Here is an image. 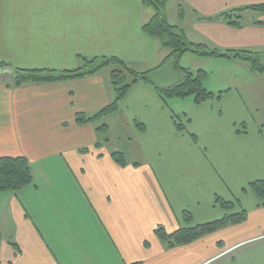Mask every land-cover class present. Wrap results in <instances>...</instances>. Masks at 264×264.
Returning a JSON list of instances; mask_svg holds the SVG:
<instances>
[{
    "label": "crops",
    "instance_id": "obj_1",
    "mask_svg": "<svg viewBox=\"0 0 264 264\" xmlns=\"http://www.w3.org/2000/svg\"><path fill=\"white\" fill-rule=\"evenodd\" d=\"M261 4L170 0L167 18L191 43L264 59V13L244 11L239 28L219 19ZM153 16L142 0H0V63L61 71L80 67L83 58L117 57L137 72L157 70L169 51L142 31ZM243 62L186 54L182 67L206 72L205 88L221 98L202 105L164 100L142 82L115 113L88 124L77 116L92 117L115 99L111 68L21 87L8 85L12 72H0V158L24 157L33 169L30 185L0 193V264H264V207L250 189L264 181V131L255 140L263 162L254 163L248 121L256 99L252 91L232 93L246 75L260 80L264 73ZM169 68L154 74L162 88L168 86L158 77ZM114 117L135 156L101 136ZM218 198L233 208L223 210ZM244 211L242 223L188 245L170 248L156 235L160 227L172 235Z\"/></svg>",
    "mask_w": 264,
    "mask_h": 264
},
{
    "label": "trees",
    "instance_id": "obj_2",
    "mask_svg": "<svg viewBox=\"0 0 264 264\" xmlns=\"http://www.w3.org/2000/svg\"><path fill=\"white\" fill-rule=\"evenodd\" d=\"M169 2L170 0H142L144 6L151 7L154 10V16L147 24L143 25L142 31L149 37L157 39L162 46L169 51V55L157 70L169 65L172 67L171 69L169 68V70L179 74V81L166 88H162L156 83L154 74L157 70L145 73L137 72L125 61L117 57L83 58V66L72 70L61 71L52 69H22L8 63H0V72H12V85H8L12 87H21L27 84L74 80L94 74L106 67H113L110 72V81L115 93L114 101L92 117L78 115L76 122L80 124L93 123L115 113L119 108L120 102L126 97L129 91L142 82L151 84L164 100L173 98H193L197 105H202L221 98V93L215 94L209 92L205 88L204 79L207 76L206 72H192L182 67L181 59L186 54L197 57L241 60L247 62L254 72L264 73V64L261 63L263 56L259 53L238 50L220 51L218 49H212L204 44L189 42L183 30L169 23L167 18V6ZM247 10L264 13V4L225 12L219 16V19H223L232 27L239 28L243 18L242 13ZM174 121L179 130H185L184 124L177 122L179 119L175 116ZM106 129L107 128L103 126L99 130ZM114 157L118 163H123L125 159L124 156L119 153L115 154ZM32 182L33 169L26 158H0V193L19 192ZM250 189L260 200L261 206L264 207V181H255L251 183ZM217 204L227 212L234 206V203L227 202L221 198L217 199ZM246 215L245 211L239 214L227 215L222 220L209 224L197 225L192 228H183L172 235L167 234L165 229L160 227L156 230V235L170 248L188 245L228 225L242 223L245 221ZM184 218L186 222H188V225H192V217L190 214L185 213ZM1 240L2 234L0 232V242Z\"/></svg>",
    "mask_w": 264,
    "mask_h": 264
},
{
    "label": "rangeland",
    "instance_id": "obj_3",
    "mask_svg": "<svg viewBox=\"0 0 264 264\" xmlns=\"http://www.w3.org/2000/svg\"><path fill=\"white\" fill-rule=\"evenodd\" d=\"M175 7V6H174ZM176 8V7H175ZM175 8H172L173 10ZM189 13V11H187ZM255 12H251V15L254 14ZM248 15L250 16V14H246V17H248ZM92 59V58H89ZM261 63L264 64V59L261 60ZM84 62L82 63L81 66H83ZM244 65L248 66L249 65L246 62H243ZM106 68H111V70L113 69V67H106ZM237 74V72H236ZM239 76V77H238ZM159 79V83H162V86H170L173 85L174 83L179 81V74L173 73L171 70L167 69L164 72H161L160 76L158 77ZM238 78V82L242 83L241 78H244V73H240L238 72L237 75ZM260 79V78H259ZM247 85H251L246 87ZM261 86L263 88H261ZM232 90H237L236 92L233 91L232 93H235V95H237L238 92H240V94H242L243 96L246 97L249 96L248 91H252V94L255 96L256 99V105L258 106L257 109H252V111L250 112L251 114V118L248 121V126H249V130L251 131V133L253 135H256V138H254L253 140V162L257 163V162H261V155L258 154L255 151V140L259 137L260 138V131H264V78L260 79V80H250L248 78V75H246L243 84L238 85V87H236V89H232ZM251 93V92H250ZM251 105V104H250ZM253 106V105H251ZM174 109H176V106H174ZM243 113L246 115V112L243 111ZM105 122H109V126H110V132L109 129L107 128L105 130V132L103 133V135H101L102 137H108L110 139V147L112 148H120V150H122L123 152H126L128 154L129 157L135 156V149L133 147V144L131 141H129V133L127 132V130L125 129L124 126H122V121L120 119L117 118H112L111 120H107ZM179 123H183V121H181V119H179V121H177ZM175 123V121H174ZM102 126L106 123H100ZM186 124V122H185ZM176 125V124H175ZM177 127V126H176ZM123 130H122V129ZM239 130H244L243 129H239ZM109 132V134H108ZM263 162V161H262ZM252 193V192H251ZM190 226V225H188Z\"/></svg>",
    "mask_w": 264,
    "mask_h": 264
}]
</instances>
